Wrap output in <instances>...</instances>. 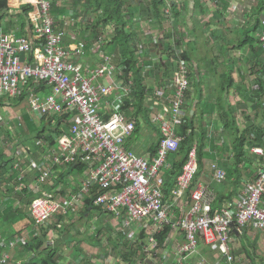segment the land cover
<instances>
[{
	"label": "crops",
	"instance_id": "crops-1",
	"mask_svg": "<svg viewBox=\"0 0 264 264\" xmlns=\"http://www.w3.org/2000/svg\"><path fill=\"white\" fill-rule=\"evenodd\" d=\"M152 2L130 0L126 9L133 18L128 20L130 32L139 38L138 47L145 53L141 56L139 52V56L148 73L147 87L151 92L157 87L164 89L167 94L172 89L174 65L170 60L167 69L159 67V61L166 63L168 58L165 51L155 50L156 46L162 48L163 42L182 53L187 50L191 87L186 97L185 114L189 113L195 119L197 128L202 126L206 130L204 169L196 182L208 186L217 204L223 200L219 204L221 207L234 200L245 183L254 181L264 169V155L253 152L256 148L264 151V141L257 139H263L264 132V53L259 42L264 0H166L164 12L171 10V2L178 4L181 12L177 21L172 16L161 28L153 27V19L150 23L149 19L141 17L140 3ZM7 5L9 14L0 21V30L33 42L35 27L30 13H24V8H30L27 0H8ZM91 5L92 0H73L53 10L58 26L64 31L66 46L87 43L83 55L72 60L82 67L85 74H90L100 61L99 50L111 55L114 63L116 53L111 41L103 44L99 43L103 38L97 41V24H92L90 19L98 15ZM180 34L185 38L184 50L180 46L175 47ZM48 91L40 90L38 93L46 94ZM14 101L11 98L0 101V112L5 116L0 124V258L8 254V264H129L125 259L129 247L118 246L119 252L113 245L117 234L124 235L123 222L94 205L89 206L90 199L80 194V170L59 168L48 186L38 184L39 172L32 167L30 170L26 160H33V166L39 167L44 164L43 157L58 146H50L39 134L44 120L32 116L29 103L24 106L23 101L17 100L11 105ZM227 107L234 112L241 131L247 130L246 156L238 167L233 157V138L223 133L222 115ZM158 135L157 126L144 120L140 136L128 142V146L139 156L151 158ZM196 144L198 147L201 144L199 135ZM174 157L170 158L172 167ZM213 164L226 170L224 183L218 184L213 180ZM172 180L175 182L176 179L172 177ZM43 193H59L64 198L79 195L82 201L76 212L59 214L46 228L39 229L31 218L30 205ZM190 194L188 192L182 203L174 206L177 217L190 212ZM165 200L171 201L169 191L165 192ZM140 228L133 227L136 239L142 233ZM231 238L230 248L236 259L234 264H264L263 233L252 229L234 230ZM11 241L16 242L14 248L2 245ZM182 241V233L170 234L164 248L158 250L153 258L144 254L141 243L133 254L134 264H158L163 256H167L163 264H179L175 249ZM49 256H54L52 262L46 260ZM187 264L230 263L216 245L201 241Z\"/></svg>",
	"mask_w": 264,
	"mask_h": 264
},
{
	"label": "built area",
	"instance_id": "built-area-1",
	"mask_svg": "<svg viewBox=\"0 0 264 264\" xmlns=\"http://www.w3.org/2000/svg\"><path fill=\"white\" fill-rule=\"evenodd\" d=\"M69 1L73 0H27L36 32L33 42L0 30V101L19 100L23 87L33 81L28 98L34 116L39 120L56 116L60 120L63 115H71L69 131L58 138V148L43 157L44 164L37 167L33 160H26L29 169L38 170V184L48 186L56 169L67 171L81 165L80 194L91 199L95 192L94 207L123 222L124 235L129 236L134 226L143 229L145 225L148 245L142 243L144 254L154 257L159 250L156 235L170 227L172 235H184V241L175 249L179 264H187L201 241L216 245L234 264L236 259L230 248L234 230L252 229L264 234V169L254 181L245 183L234 200L215 212V195L204 183L195 182L199 171L197 144L189 150L180 175L172 182L170 158L179 153L184 142L180 128L191 87L188 61L180 58L182 52L178 50L171 58L174 69L170 93L157 87L145 101L148 115L159 130L157 153L151 158L139 156L128 146L136 131L133 108L125 109L126 102L134 100L133 81L126 78L123 65L115 64L111 55L100 50V61L90 74L73 63L83 55L87 43L66 46L64 31L53 14L55 7ZM259 42L264 53V14ZM140 52L145 56L142 49ZM41 85L42 91L48 89V93H38ZM4 117L0 112V124ZM253 152L264 155L261 148ZM212 168L213 180L224 183L226 170L218 164ZM171 185L168 202L165 189ZM188 192L191 210L179 218L173 208L182 203ZM81 201L79 195L64 198L59 193H43L32 201L30 215L36 228H46L57 215L76 212ZM2 245L14 248L16 242ZM163 259L167 261V256ZM8 260L9 255L5 254L0 264H8Z\"/></svg>",
	"mask_w": 264,
	"mask_h": 264
},
{
	"label": "trees",
	"instance_id": "trees-1",
	"mask_svg": "<svg viewBox=\"0 0 264 264\" xmlns=\"http://www.w3.org/2000/svg\"><path fill=\"white\" fill-rule=\"evenodd\" d=\"M187 3V1H186ZM8 0H0V21L3 20L5 15L9 14V8H8ZM171 6V10L169 14L165 13L163 11V8L166 5V0H153L150 4H144L140 3L141 5V17L144 19H153L155 21V24L153 27L161 28L166 21L171 20V17L173 16V19L175 21L178 20L181 12V8L178 4L175 2L169 3ZM92 8L94 12L99 14V19L97 22L96 27H101L106 30L109 27H114V34L111 37V44L115 46V63L117 65H123V71L128 78L129 76L132 77V94L134 100L127 101L126 102V108L130 109L133 108V112L131 115L132 118L136 122V131L133 135V138L129 140V142H132L136 140L140 136L141 133V126L142 122L145 120L146 123H151V118L148 115V109L145 107V101L147 96L152 93L146 84V79L148 77V73L145 72L144 63H142L139 52L140 48L138 47L139 38L133 33L130 32V28L128 27V18L129 15L126 12V4L124 0H92ZM25 14L28 15L31 12V8H24ZM261 11H264V6ZM152 23V21H149ZM95 27V31L97 32L98 29ZM152 27V25H151ZM152 27V28H153ZM184 37L180 34L179 39L175 41V47L180 46L182 50L183 43H184ZM160 48L159 46L155 47V50H159L160 53H163L165 51V56L168 58V61L164 63V61H159V67L161 66L163 69L168 68L167 63L170 62L171 58L175 56L176 50L173 49V47L165 46V44L162 42ZM172 48V49H171ZM168 49V50H165ZM188 52L187 50H184L180 58L183 60L188 61ZM160 67V68H161ZM34 86L33 81H29L22 90L20 100L18 101H24L25 98L28 97V93L31 90V88ZM36 88V87H35ZM43 85L37 87V91L43 90ZM1 106V104H0ZM223 115H222V121H223V133L224 135H229L233 138V144H232V151H233V157L235 159V164L238 167L240 164L243 163V159L246 156V146L248 145V139H247V130H242L239 128L237 124V120L235 118L234 112L227 108L223 109ZM57 117H52L50 120H44L42 123L43 127L39 134H42L44 136L45 142H48L50 146L56 147L57 146V140L62 135L66 134L69 131L70 128V119L71 115L70 113L63 115V117L59 120L56 119ZM66 121V123L64 122ZM198 130L200 133H198ZM264 131V127L262 128ZM52 134V135H50ZM180 135L184 139L183 145L177 155L173 158V171L171 172V177L176 179L186 163L187 156L189 153V150L193 147L194 144L197 143L198 135L200 137L201 144H199L198 147V165H199V171L195 177V182L198 180V178L201 176L202 171L204 169V141L206 138V130L204 127L200 126L197 128L195 126V119L190 117L189 113H186L183 119V125L180 128ZM160 139V135H158V140L156 144L153 145V151L152 153L156 155L158 150V142ZM263 140L264 141V132H263ZM251 144V143H249ZM81 165L75 166L74 168H71V170H80L81 171ZM172 185L169 186V188L165 189V192H170L172 189ZM96 196V193H92V198L90 199L89 206L93 205V200ZM222 201H218L214 203L213 206V212L217 211L218 209H221L219 207V204L222 203ZM171 228L166 227L164 230L156 235V241L159 246V250L164 248L166 241L168 240L170 234H171ZM130 249V248H129ZM143 256V255H142ZM54 256H49L46 260L47 261H53ZM146 264V263H144Z\"/></svg>",
	"mask_w": 264,
	"mask_h": 264
},
{
	"label": "rangeland",
	"instance_id": "rangeland-1",
	"mask_svg": "<svg viewBox=\"0 0 264 264\" xmlns=\"http://www.w3.org/2000/svg\"><path fill=\"white\" fill-rule=\"evenodd\" d=\"M124 2H125V4H126V8H127V10H128V7H129V5H128V3L130 4V0H124ZM127 12V11H126ZM128 13V12H127ZM97 15L99 16V14L97 13ZM128 15H129V13H128ZM98 16H94V18H92V19H90V22L92 23V21H93V23L92 24H97L96 22H98V19H99V17ZM129 17H130V20H129V18H128V20L129 21H131L132 19H131V15H129ZM97 29H98V33L99 34H97L96 35V39H97V41H100V39L101 38H103V42L102 41H100L99 43H107V42H109V41H111V37H112V35L114 34V31L112 30V27H109L108 29H106V30H104V28H101V27H96ZM101 28V29H100ZM96 32V31H95ZM96 32V33H97ZM107 32V33H106ZM101 36V37H100ZM103 36V37H102ZM97 41H95V42H97ZM41 95H44V94H41ZM28 98V97H27ZM27 98H25L24 99V101L22 102L23 104H25L24 106H26L28 103H29V101H27ZM18 99V98H17ZM17 99L13 102V103H11V105H13V104H16L18 101H17ZM20 99V98H19ZM12 102V101H11ZM21 105V104H20ZM17 106H19V105H17ZM11 113H10V116H12L13 117V113H12V111H10ZM4 115V114H3ZM8 116V115H7ZM33 117H34V115H32ZM35 119L37 120V118L35 117ZM50 135H52V134H50ZM46 145V144H45ZM145 147H147V144L145 145ZM228 148H230V146H228ZM135 228H138L137 226H135ZM140 230H141V228H140ZM134 232V231H133ZM133 232L130 234V236H127V235H119V234H117L115 237H114V242H113V245H114V248L116 249L118 246H128L130 249H129V251L128 252H130V253H125V259L129 262V264H134L135 262H134V256H133V254H134V252L135 251H137V249L139 248V247H141L140 246V244L141 243H146L147 245H148V237H147V235H146V232L144 231V228L142 229V233L140 234V236L138 237V239H136L135 238V233L133 234ZM124 241V242H123ZM120 243V244H119ZM122 244V245H121ZM204 247H205V245H204ZM137 248V249H136ZM127 250V249H126ZM117 251H119L120 252V249L119 248H117ZM133 256V257H132ZM169 257H170V255H169ZM163 262H165V260H163L162 261V258L160 259V262L158 263V264H163Z\"/></svg>",
	"mask_w": 264,
	"mask_h": 264
}]
</instances>
